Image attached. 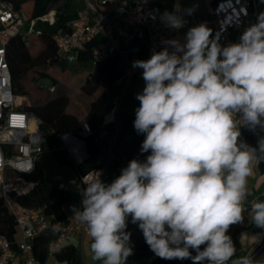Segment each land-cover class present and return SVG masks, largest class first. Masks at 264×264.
I'll list each match as a JSON object with an SVG mask.
<instances>
[{"label":"clouds","instance_id":"1","mask_svg":"<svg viewBox=\"0 0 264 264\" xmlns=\"http://www.w3.org/2000/svg\"><path fill=\"white\" fill-rule=\"evenodd\" d=\"M162 21L174 29L186 23L175 12L163 13ZM210 36L199 24L184 43L166 41L149 59L133 62L145 81L133 127L145 135L141 152L151 154L131 160L111 183L94 172L79 187L72 216L87 229L93 261L126 264L133 254L131 216L159 258L264 264L251 256L232 259L237 249L227 234L243 221L254 162L264 161V136L256 147L239 139L241 126L264 130V12L238 43L221 46ZM251 220L264 229V202H251Z\"/></svg>","mask_w":264,"mask_h":264},{"label":"built area","instance_id":"2","mask_svg":"<svg viewBox=\"0 0 264 264\" xmlns=\"http://www.w3.org/2000/svg\"><path fill=\"white\" fill-rule=\"evenodd\" d=\"M78 1L82 3V8L75 12L73 19L56 29L50 40L60 60L68 63H77L78 56L87 50L90 52L89 63L92 68L104 64L112 57H118L123 76L114 85L124 83V87L105 119L107 124L117 126V110L129 83L135 77H142L143 70L133 68V62L149 59L153 51H161L167 46L165 42L175 36L185 39L188 30L201 23L197 16L177 6L163 10L157 0ZM165 12H175L182 16L186 21L184 30L166 26L162 21ZM261 12H264V0H215L206 24L211 29L212 39H216L221 46H227L238 43L242 33L257 22ZM54 16L55 12L51 11L27 23L21 10L0 0V199L7 214L13 219L16 230L13 243L0 236V264H47L72 238L88 236L87 229L73 218L72 211L68 220L56 221L47 217L42 208L25 207L19 201L34 191L36 184L26 177L34 172L37 158L47 152L40 132L41 122L31 112L24 110L25 97L13 93L6 49L10 40L16 36L28 48L31 39L42 37V31L35 29L36 21L52 25ZM54 90V86L49 88L51 93ZM80 127L81 135L90 132L87 123L82 122ZM240 132L252 136L254 147L259 138L264 136V130L259 128L253 131L241 126ZM58 144L75 166L85 162L87 154L82 139L61 135ZM94 172L100 173L101 179L103 169H92L80 176V185L94 180L97 176ZM249 193L243 213L251 210L253 200L264 198V191L257 195L250 190ZM57 222H61L62 228L53 232L52 226ZM40 235L50 237L45 263H40L33 251V241ZM205 246L201 245V249ZM262 250L264 241L256 244L246 256H251L255 261ZM157 258L153 254L143 264H153ZM126 264H140V261L129 258Z\"/></svg>","mask_w":264,"mask_h":264},{"label":"trees","instance_id":"3","mask_svg":"<svg viewBox=\"0 0 264 264\" xmlns=\"http://www.w3.org/2000/svg\"><path fill=\"white\" fill-rule=\"evenodd\" d=\"M2 1L11 3L17 10L22 11V6L28 0ZM29 1L32 2V10L26 18L27 23L46 16L51 11L55 12V16L52 25L36 21L35 29L42 31L40 39L45 43L42 51L36 56H32L28 49L32 47V42L35 43L36 40L39 41L40 39H31L30 46L27 48L21 38L16 36L10 40L7 46L6 60L9 66L12 90L15 95L19 96L26 95L23 81L30 71L40 69L45 62H48V65L59 63V66L64 68V63H62L64 61L60 60L50 36L56 29L63 27L75 16L68 8V0ZM89 58L90 52L87 50L78 56L76 65L91 67ZM122 76L123 72L116 56L108 59L104 64L92 68L91 72L85 74V94L92 98V102L88 104L85 117L90 132L85 136L81 135L80 121L67 112L68 99L62 94L43 106H26L24 108L25 111L31 112L41 122V127L44 130L45 152L50 153L58 165L72 167L76 172L78 181L80 176L92 169L101 168L103 169L101 180L111 183L121 174L122 169L128 166L131 160L137 159L144 162L147 156L151 154L150 150L144 153L141 152L145 135L138 134L134 129L135 116L130 113L120 115L117 126L105 122L107 115L114 107V101L121 96L124 83L117 86L114 83ZM48 77H50L48 73H43L42 78ZM61 135H70L85 142L87 158L83 164L75 166L69 159L67 152L59 146L58 137ZM127 137L128 139H126ZM239 139L254 147L253 138L248 133L241 132ZM258 167L264 173V161H258ZM26 179L35 183L36 187L32 193L19 199L21 204L25 207L42 208L47 217L56 221H65L64 210L70 206V194L63 189L49 185L43 172L37 166ZM129 217L131 220V216ZM15 233L14 221L7 214L0 199V236L13 243ZM230 237L237 249L236 256L240 249L236 232L230 234ZM49 241L50 237L48 235H40L33 241V251L40 263L46 261V247ZM130 246L133 249V254L127 259L135 258L138 261H144L154 254L145 242L142 230L139 231L137 237L130 236ZM189 250L193 256L196 255L194 250ZM56 259L67 264H81L80 255L74 249L62 248L56 255ZM153 264H193V261L191 259L165 260L158 257ZM203 264H208V262L205 261ZM228 264H231V260Z\"/></svg>","mask_w":264,"mask_h":264},{"label":"rangeland","instance_id":"4","mask_svg":"<svg viewBox=\"0 0 264 264\" xmlns=\"http://www.w3.org/2000/svg\"><path fill=\"white\" fill-rule=\"evenodd\" d=\"M195 0H175V6L184 9L188 12L191 9V14L198 15L197 11L203 7L200 1L193 4ZM173 3V4H174ZM62 5V4H61ZM261 4L259 3V8ZM172 8V6H171ZM32 10V2L26 1L22 6V15L26 19ZM211 10V7H210ZM208 14L209 10H204ZM198 17V16H197ZM35 40V39H32ZM36 43V44H35ZM35 43H31L32 47L28 50L32 56H36L44 48L45 43L40 39ZM62 62V61H61ZM64 63V68L59 66V63L48 65V62L38 70L30 71L23 81L25 91L26 106H43L49 101L56 98L59 94L64 95L68 99L67 112L74 115L80 124L85 120V111L88 103L92 100L85 94L84 82L85 74L92 71L91 67L76 65V63ZM43 73H48L50 77L42 78ZM54 86V92H49V88ZM37 167L40 169L51 186L58 187L63 185L70 193L79 195L80 183L77 180L76 172L70 166H60L50 153L41 154L37 158ZM143 264V260L140 261Z\"/></svg>","mask_w":264,"mask_h":264},{"label":"crops","instance_id":"5","mask_svg":"<svg viewBox=\"0 0 264 264\" xmlns=\"http://www.w3.org/2000/svg\"><path fill=\"white\" fill-rule=\"evenodd\" d=\"M157 1L159 6L163 10H171L175 6L174 3L175 0H157ZM200 1L203 3V7L197 11L198 13L197 16L201 24L202 23L206 24L209 19V13L211 11L210 7L212 9L215 0H195L192 3L195 4ZM68 8L70 11H72L75 14L77 10L82 8V3L78 0L76 1L68 0ZM204 10H209L208 11L209 13L206 14ZM183 30L184 29L182 27V31ZM210 39H212V35L210 36ZM170 40H178L181 43L185 42V39L182 36H175ZM171 50L172 49H170V51ZM144 87H145V81L143 80L142 77H135L134 79H132L118 107L117 110L118 116L125 113H130L133 116H135V109L140 106V102L135 97L137 93H141L143 91ZM90 102H92V100ZM86 113H87V109L85 111V117H86ZM84 122L86 123V119L84 120ZM126 139H128V137ZM58 188L67 191L63 185H59ZM248 190L252 191L255 195L259 194L261 191H264V173L260 171L258 167V161L254 162L252 174L248 177ZM68 193L70 194L71 202H70V206L66 207L64 210L67 220L70 217L72 206L79 207L81 203L80 194L76 196L75 192L73 194L70 192ZM257 201L264 202V198H257ZM242 216H243V221L231 225L227 233L228 235H230L236 232L237 241L240 245L238 255H236L234 259L241 256H246L255 247L256 244L260 243L261 241H264V229L259 228L252 223L251 210L247 213H242ZM126 231L129 232L131 234L130 236L133 237H137L140 231L138 224L132 223L130 217L127 218ZM90 243H91V239L89 236H85V237L76 236L72 238L70 242L64 246V248L76 250L80 255L81 264H101V262L99 261L92 260ZM255 261L264 262V250H262V252L257 256ZM47 264H67V263L59 262L55 257L47 261Z\"/></svg>","mask_w":264,"mask_h":264},{"label":"water","instance_id":"6","mask_svg":"<svg viewBox=\"0 0 264 264\" xmlns=\"http://www.w3.org/2000/svg\"><path fill=\"white\" fill-rule=\"evenodd\" d=\"M40 132H41L42 135L44 134V130H43L42 127H40Z\"/></svg>","mask_w":264,"mask_h":264}]
</instances>
